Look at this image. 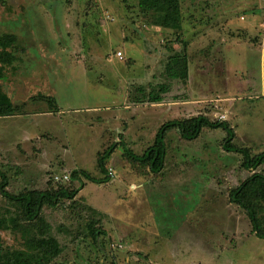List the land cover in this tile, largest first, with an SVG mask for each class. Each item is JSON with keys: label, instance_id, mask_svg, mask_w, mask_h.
Returning a JSON list of instances; mask_svg holds the SVG:
<instances>
[{"label": "rangeland", "instance_id": "obj_1", "mask_svg": "<svg viewBox=\"0 0 264 264\" xmlns=\"http://www.w3.org/2000/svg\"><path fill=\"white\" fill-rule=\"evenodd\" d=\"M180 6L172 29L156 26L137 0L0 4V36L17 39L2 88L25 112L0 118L6 191L75 189L76 170L102 179L98 155L116 145L107 183L82 179L73 201L44 207L62 248L52 264H264V240L228 200L252 172L223 150L224 131L203 130L192 141L169 131L157 175L123 156L122 147L142 155L163 124L198 115L227 122L237 147L264 151V0ZM162 84L161 102H149ZM14 214L0 196V217ZM91 221L106 235L93 239ZM0 234L5 248H23L19 232Z\"/></svg>", "mask_w": 264, "mask_h": 264}, {"label": "trees", "instance_id": "obj_2", "mask_svg": "<svg viewBox=\"0 0 264 264\" xmlns=\"http://www.w3.org/2000/svg\"><path fill=\"white\" fill-rule=\"evenodd\" d=\"M142 11H152L156 15L155 25L164 28H179L181 20L180 0H137ZM5 4V0H0ZM17 39L14 35L0 36V118L24 115L22 106L14 105L10 97L2 88V82L8 78L9 69H13L17 57ZM167 73L174 78V70L168 64ZM167 85H160L158 93L149 95V102L159 103L161 94H165ZM50 106V113L59 112L56 101L52 97H44ZM176 130L181 139L192 141L197 139L203 130L221 129L226 133L222 141V148L226 152L236 153L241 157L240 167L252 172L237 187L228 192V200L236 205L246 215L253 235L264 240V172L257 170L264 167V151L253 154L248 148H239L233 144L235 133L227 122L211 121L205 115H198L185 119L173 120L163 124L157 131L154 142L142 155H135L131 150L122 147L123 156L130 162H136L147 167L152 174H159L164 169L166 158V134ZM116 145H110L103 153L98 155L97 165L104 174L102 179H94L84 171H72L71 181L79 182L75 189L65 187L47 188L46 190H25L18 194L6 191L8 178L0 165V196L15 209V214L9 217H0V231L13 230L20 233L23 241L22 249H8L3 246L0 234V264H52L62 252L56 238L50 234V226L43 219L44 207H54L63 200L73 201L79 191L84 187L82 179L104 184L108 181V172L105 162L114 153ZM91 211H94L90 208ZM96 222L91 221L88 234L97 239L105 231L95 227Z\"/></svg>", "mask_w": 264, "mask_h": 264}, {"label": "built area", "instance_id": "obj_3", "mask_svg": "<svg viewBox=\"0 0 264 264\" xmlns=\"http://www.w3.org/2000/svg\"><path fill=\"white\" fill-rule=\"evenodd\" d=\"M116 55H117V56H120V53H117Z\"/></svg>", "mask_w": 264, "mask_h": 264}]
</instances>
